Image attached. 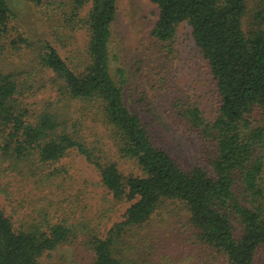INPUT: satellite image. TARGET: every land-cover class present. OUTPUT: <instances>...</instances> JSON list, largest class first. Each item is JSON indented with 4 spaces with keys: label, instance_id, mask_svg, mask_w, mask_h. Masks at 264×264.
Instances as JSON below:
<instances>
[{
    "label": "trees",
    "instance_id": "obj_1",
    "mask_svg": "<svg viewBox=\"0 0 264 264\" xmlns=\"http://www.w3.org/2000/svg\"><path fill=\"white\" fill-rule=\"evenodd\" d=\"M23 1L43 14L45 31L31 36L20 30L8 0H0V196L6 195L3 181L10 173L25 172L29 195L52 183L64 185L67 175L59 164L73 150L113 200L128 206L121 221L99 234L86 222H68L41 196L33 200L38 208L17 227L0 205V264H41L81 233L89 236L91 264H153L164 256L173 263L153 227L171 226L174 219L178 243L166 244L187 251L179 264H260L264 0H149L158 11L149 36L165 50L179 25L190 28L215 84L212 115L183 91L161 96L164 111L130 107L126 73L112 54L117 0ZM77 103L102 122L115 154L132 161L138 175L122 174L80 136L81 124L67 111ZM164 118L208 145V170L183 168L155 144L151 129Z\"/></svg>",
    "mask_w": 264,
    "mask_h": 264
},
{
    "label": "rangeland",
    "instance_id": "obj_2",
    "mask_svg": "<svg viewBox=\"0 0 264 264\" xmlns=\"http://www.w3.org/2000/svg\"><path fill=\"white\" fill-rule=\"evenodd\" d=\"M8 4L17 17L20 30L31 36L44 34L45 26L41 23L43 14L40 11L23 0H8ZM116 7V18L111 29L112 54L116 58V66L126 73L125 96L130 107L133 110L138 107L141 112L149 107L154 111H164L165 108L161 106L165 98L160 102L161 96L169 93L171 96L172 93L175 95L183 91L186 99L196 98L201 101L204 113L212 115L218 103L215 84L209 75L206 62L193 44L188 25L183 23L177 27L170 50H165L149 36L158 13L154 4L149 0H117ZM40 97L46 99L49 94ZM68 108L71 119L81 124L79 134L87 143L96 146L106 158L115 162L122 174H139L132 161L118 158L110 145L105 126L87 105L77 103ZM166 111L171 115L169 110ZM151 130L155 144L165 149L178 165L186 169L196 166L209 169L205 161L208 145L195 132H190L182 124L165 118L160 127L156 126ZM59 165L61 171L65 170L63 173L67 175L66 183H52V186L38 192L32 191L30 195L25 172L21 175L10 173L7 179H4L6 195L0 196V205L4 213L11 218L14 227L23 224L28 214L38 208V203H33L35 196H41L42 203L52 202L61 217L66 216L68 222H86L85 225L93 228V232L98 230L99 234L105 233L114 223L122 220L128 204L113 200L100 185L98 174L82 157L71 150ZM8 194L10 196L7 198ZM64 198L70 205L63 202ZM56 214L58 216V212ZM174 222L171 226L167 224L162 229H153L158 244L165 243L163 246L169 259L174 264H179V258L183 260L188 253L182 247L175 250L167 246L172 241L178 243L174 233L177 220L174 219ZM83 234H79L71 244L46 254L41 264H91L92 254L85 243L89 236ZM163 234H167V241L161 240ZM159 253L163 255L162 251ZM259 260L260 264H264V250ZM152 262L173 264L166 261L165 256L162 260L158 259V262ZM194 264H198V261L195 260Z\"/></svg>",
    "mask_w": 264,
    "mask_h": 264
}]
</instances>
